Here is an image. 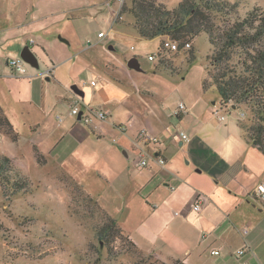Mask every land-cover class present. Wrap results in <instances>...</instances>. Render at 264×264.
Instances as JSON below:
<instances>
[{
    "label": "rangeland",
    "instance_id": "1",
    "mask_svg": "<svg viewBox=\"0 0 264 264\" xmlns=\"http://www.w3.org/2000/svg\"><path fill=\"white\" fill-rule=\"evenodd\" d=\"M8 1L9 11L0 21V104L9 113L20 137L14 144L12 134L0 128V154L26 155L17 161L23 171L18 172V179L25 180L27 186L26 191L8 197L0 189V264H136L148 255L141 253L139 257L125 248L124 237L130 240L126 232L121 229L124 237L108 246L98 240L95 230L107 216L115 219L120 228L122 224L140 234L147 231L139 215L150 189L137 191L135 183L138 173L145 170L132 167V160L127 162L123 158V150L117 145V124H125L131 137L145 131L149 137L163 142L171 155L167 166L174 170L175 182L177 174L195 179L202 177L201 172L214 170L213 159L219 152L226 151L233 158L242 154L244 129L237 121L249 125V110L244 105L233 110L220 107L209 77L211 46L205 34L187 41L190 50L164 51L168 58L164 66L169 64L173 69L172 74L167 73L158 61L157 52L160 44L169 38L140 39L133 29L131 0H125L122 5L113 0ZM157 1L167 10H174L182 2ZM228 2L240 17L254 7L264 10V0H216L220 4ZM118 10L119 15L114 17L113 12ZM204 15L210 23L218 25V16ZM99 33L105 36L101 38ZM25 42H33L29 48L39 67L24 63L27 78H8L10 71L5 62L19 57ZM18 46L21 47L15 51L13 48ZM150 55L155 57L154 61H148ZM132 58L137 59L141 71L128 67ZM46 77L50 79L47 81ZM203 82H206L205 90ZM73 85L83 92L85 104L105 109L108 119L100 122L105 138L98 139L95 135L98 142L69 145L68 151L74 150L72 155L78 164L73 163L71 174L57 170L53 163L50 167L39 156L34 159L31 142L38 145L44 142L46 152L56 137L51 128L60 121L67 125L76 123V133L83 129L95 133L94 124L86 126L70 114L71 101L65 98ZM180 103L188 110L182 120L173 116ZM31 105L38 106L42 119L47 121L43 131L34 137L28 132L27 122L40 121L41 116ZM181 131L191 138L189 143L176 142L174 136ZM98 155L102 157L89 158ZM79 162L92 164L107 181L97 176L92 184L94 191L91 186H83L76 177L84 179L94 174L89 167L81 168ZM255 163L261 168L257 171H264L263 160L257 159ZM127 170L133 175L126 174ZM259 178L252 174L248 185L255 184ZM89 194L97 195L100 203ZM87 196L94 201H88ZM256 199L257 211H262L255 215L256 253L253 250L255 258L250 263L264 264V201ZM174 210L175 214L180 213Z\"/></svg>",
    "mask_w": 264,
    "mask_h": 264
},
{
    "label": "crops",
    "instance_id": "2",
    "mask_svg": "<svg viewBox=\"0 0 264 264\" xmlns=\"http://www.w3.org/2000/svg\"><path fill=\"white\" fill-rule=\"evenodd\" d=\"M8 4L9 1L0 0V21L9 11ZM17 44L14 43V45ZM24 45L29 48L33 45V42H25ZM19 47L21 46L13 49L17 51ZM5 64L10 71L8 78H15L16 80L27 78L25 75H14L7 66V62ZM52 73L53 70L50 74L52 75ZM50 78L46 77V80L48 81ZM58 90L60 91V89ZM68 92L65 99L72 102L75 94L70 89ZM80 97L85 104L84 94ZM85 105L88 106V104ZM88 107L90 108V106ZM0 108L2 115L12 126L9 113L1 104ZM31 108L39 112L37 114L41 116L40 121L27 122L28 132L31 137H34L38 131H43L47 121L44 118L42 119L43 115L40 113L38 106L31 105ZM92 109L94 108L92 107ZM95 109L106 111L99 106ZM185 115H188V110ZM185 115L175 117H180L182 120ZM119 125L125 124H117V126ZM117 126L115 127L117 134H119L117 145L123 150V158L125 157L127 162L130 159L132 160L131 165L133 164V167L138 159L139 151L136 147L137 134L131 137L127 129L125 134L120 133ZM77 127L76 123L67 125L64 121L54 122V126L51 128L55 131L54 143L47 146V150L44 152L45 143L43 141V145L35 144V141H32L33 158L37 159L39 156L42 160H46L50 167V163H53L54 167L58 168L57 170L69 171L72 174L70 169L75 168L73 163L78 164L74 159V155H72L74 150L68 151L69 145L76 143L78 146L86 142L90 144L92 141L98 142L94 138L95 135L98 139L105 138L101 123H94L95 133L91 131V134L84 129V131L81 130L76 133ZM130 128L131 126H129ZM198 131L200 132L202 129L200 128ZM11 136L15 137L11 139L12 142L17 144L20 136L14 128ZM241 139L243 142V145L240 146L242 154L233 158L226 151L225 153L219 152L218 157L213 159L214 170L201 172L202 177H196L195 179L177 174L178 177L175 176V182L172 178L174 170L167 166L168 159L171 157L169 150L164 147L163 142L159 139L158 145L148 146L147 150L164 159L165 164L161 167L153 160H149L147 167L142 169L145 171L138 173L137 182L134 180L137 191L150 189L143 200L144 206L139 215L141 222L146 224L147 231L140 234L138 230L121 224V229L126 232L141 253L152 255L155 259L168 264L177 260L183 261L185 264H242L245 261L246 264H251L250 262L254 261L256 251L253 237L258 233L257 230L255 234V215L259 211H257L256 188L259 183L264 182V171H257L260 167H257L255 161L257 159L264 161V154L257 151L246 141L244 133ZM190 141L191 138H189L188 143ZM183 143L180 142L179 145ZM7 155L5 156L14 162L13 166L17 172L23 173L17 160L23 159L26 155L22 152ZM94 157L98 159L102 156H90L89 158L94 160ZM66 160L68 162L64 163ZM79 164L81 168L86 169L89 167L94 171L90 170L91 173L96 176L89 174L84 179L76 177L86 188L91 186L94 191L92 184L97 176L106 180L105 176L92 168V164L84 165L82 162H79ZM254 173L260 178L255 184L248 185L251 175H254ZM126 174L133 175L129 170L126 171ZM90 196L100 203L97 195L92 194ZM196 202L200 205L198 212L193 210V205ZM174 208L180 213L175 214ZM256 247H258L257 244ZM240 249L245 251V254L241 257L236 255V252ZM214 250L219 252L218 256L211 255V251ZM253 250L255 253H253Z\"/></svg>",
    "mask_w": 264,
    "mask_h": 264
},
{
    "label": "trees",
    "instance_id": "3",
    "mask_svg": "<svg viewBox=\"0 0 264 264\" xmlns=\"http://www.w3.org/2000/svg\"><path fill=\"white\" fill-rule=\"evenodd\" d=\"M131 6L133 29L142 40L167 37L182 45L200 34L207 36L211 46L208 60L212 73L209 77L219 105L231 110L233 107L238 109L242 105L246 106L250 115L247 120L249 125H244L240 120L237 124L244 129L246 141L264 154V10L254 7L240 17L232 4H220L216 0H182L174 10H167L157 0H131ZM204 13L218 16V25L210 23ZM223 18L227 21L222 20ZM164 51L166 50H162L160 44L158 61L166 72L172 74L170 65L164 66V60L168 59ZM189 54L191 57V52ZM203 89H207L206 82H203ZM0 128L13 134V128L2 115L1 108ZM18 177L19 173L15 171L11 160L0 154V189L3 195L8 197L22 190L26 191V181ZM87 198L90 202L94 201L88 196ZM95 203L97 206L96 201ZM104 218L105 222L95 229L98 240L108 243V246L111 242L118 243L124 237L121 228L115 219L107 216ZM124 239L125 248L133 250L140 257L142 254L134 243L128 237ZM136 264L168 263L148 255L140 258ZM170 264L185 263L177 260Z\"/></svg>",
    "mask_w": 264,
    "mask_h": 264
},
{
    "label": "built area",
    "instance_id": "4",
    "mask_svg": "<svg viewBox=\"0 0 264 264\" xmlns=\"http://www.w3.org/2000/svg\"><path fill=\"white\" fill-rule=\"evenodd\" d=\"M119 5H122L125 0H113ZM114 17H117L119 15V10L113 12ZM105 34L99 33V37L103 38ZM161 48L162 50H166L170 53H176L180 50L187 51L190 50L191 44L190 42H185L182 45H179V43L165 39L161 43ZM155 57L153 55L148 56V61H154ZM7 66L10 68V70L13 72L14 75L17 76H23L26 74V68L24 66V62L20 57L14 58V59H9L7 61ZM46 73L49 74V71ZM95 83L91 82V86H94ZM70 114L77 117L80 114L79 121L83 122L86 126H90L94 123H100L104 122L108 119V114L100 109H92L89 108L88 106H85L82 103V99L78 95H74L72 98L71 106H70ZM187 113V109L185 104L180 103L178 104L177 109L174 111L173 116H179V115H184ZM117 129L120 131V133H124L127 129V126L125 125H119L117 126ZM176 141H180L181 143L183 142H188L189 137L186 135L184 132H180L179 134H176L174 136ZM137 144L141 145L140 147L138 146L137 148L139 149L138 151V159L135 163V166L138 168H145L148 165L149 160H153L158 166H164L165 161L161 157H157L154 155L153 152H150L147 150L148 146H156L159 144V140L155 138L149 137L145 131H140L137 134ZM1 147V144H0ZM256 197L262 199L264 201V182H261L258 184L256 188ZM200 209V205L198 202H196L193 205V210L198 212ZM245 254L244 249H240L236 252V255L241 257ZM211 255L213 256H218L219 252L214 250L211 251ZM242 264H246L243 262Z\"/></svg>",
    "mask_w": 264,
    "mask_h": 264
},
{
    "label": "water",
    "instance_id": "5",
    "mask_svg": "<svg viewBox=\"0 0 264 264\" xmlns=\"http://www.w3.org/2000/svg\"><path fill=\"white\" fill-rule=\"evenodd\" d=\"M59 39L62 42L67 43L66 40H64L62 38H59ZM19 57L23 60L24 63L30 65L31 67H33V68L39 67L35 55L31 52V50L28 47H24L21 50ZM127 65L130 69H134L136 71L142 70L136 58L130 59L128 61ZM70 90L78 96H82V94H83L75 85L71 86ZM233 109H235V107H233ZM79 117H80V114L77 116L78 120H79Z\"/></svg>",
    "mask_w": 264,
    "mask_h": 264
}]
</instances>
